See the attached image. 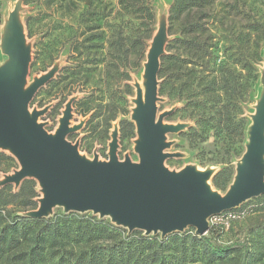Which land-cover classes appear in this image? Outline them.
I'll return each instance as SVG.
<instances>
[{
	"label": "rangeland",
	"instance_id": "rangeland-1",
	"mask_svg": "<svg viewBox=\"0 0 264 264\" xmlns=\"http://www.w3.org/2000/svg\"><path fill=\"white\" fill-rule=\"evenodd\" d=\"M137 2L138 6L130 0H0V66L10 59L4 46L11 35L9 19L14 14L23 27L31 53L26 85L53 72L52 79L40 87L30 103V110L46 109L39 122L44 123L50 133H55L66 105L71 102V125H79L80 128L67 138L79 144L82 156L108 160L112 134L117 130L119 159L130 157L138 161L139 155L135 150L137 130L134 134L121 137L120 122L132 120L137 89L140 86L145 89V64L149 49L153 39L164 33V55L172 56V60L165 64L167 74L159 78L160 85L165 81L166 85L163 93L159 88L158 106L160 112H170L164 119L165 123L182 126L180 131L167 135L171 143L167 151L174 156L167 158L165 165L175 171L192 165L199 170H210L213 175L225 166L236 169L246 150L253 116L264 94V0H201V6L190 9L186 2L185 9L180 10L175 7L176 0ZM189 10H192L191 18L204 24L203 30L196 31V34L206 39L213 46L211 49L218 52L217 62L232 53L236 54L230 60L238 57V51L243 50L248 55H254L253 43L259 41V46H256L259 59L254 63L258 78L250 88H245L240 100L239 116L246 118V141H240L233 135L235 133L229 136L227 132L218 133L214 128L204 130L203 123L186 105L188 90L199 88V77L188 83V76L179 78L171 73L177 56H189L184 41L193 33L187 27ZM252 25L260 29L259 33L250 31ZM195 74L199 75L198 72ZM242 76L243 83V72ZM111 116L117 118L108 127ZM0 150L14 157L13 160L0 159V168L11 164L6 171L0 172L1 186L5 176L18 170L20 163L11 150ZM209 182L216 189L212 178ZM37 183L42 196L41 186ZM11 185L15 192L21 186ZM227 190L218 191L225 193ZM260 196L234 208L238 210L232 212L240 216L229 226L223 220L230 212L224 211L209 218L210 229L214 228L218 243L225 245L244 239L248 227L264 218L257 212ZM67 212L64 207L55 206L46 217ZM79 213L113 222L111 217H102L93 211ZM119 226L129 233L141 231L146 234L141 229L130 231L126 226ZM194 229L189 226L165 236L161 232L149 235L159 234L163 238L175 232L192 233Z\"/></svg>",
	"mask_w": 264,
	"mask_h": 264
},
{
	"label": "water",
	"instance_id": "water-1",
	"mask_svg": "<svg viewBox=\"0 0 264 264\" xmlns=\"http://www.w3.org/2000/svg\"><path fill=\"white\" fill-rule=\"evenodd\" d=\"M10 37L5 43L8 62L0 66V148L9 149L20 168L5 176L1 186L21 184L35 178L42 190L33 217L48 216L55 206L66 211H93L109 216L118 225L163 236L193 226L199 235L211 236L209 218L264 194V94L253 116L249 139L233 182L225 193L208 183L212 171L187 165L179 171L165 165L174 153L167 149V135L181 125L165 123L170 112H160L159 71L164 54V33L158 34L145 64V97L137 89L132 120L136 124L135 150L138 161L118 157L119 134L115 130L108 160L88 159L79 144L67 136L80 128L71 125L72 103H68L55 133L39 118L46 109L30 110L37 91L53 72L27 84L31 53L17 17L9 19Z\"/></svg>",
	"mask_w": 264,
	"mask_h": 264
},
{
	"label": "trees",
	"instance_id": "trees-1",
	"mask_svg": "<svg viewBox=\"0 0 264 264\" xmlns=\"http://www.w3.org/2000/svg\"><path fill=\"white\" fill-rule=\"evenodd\" d=\"M200 1L176 0L175 7L185 9L188 2L187 7L192 9L201 6ZM130 2L138 6L137 0ZM191 11L186 18L187 27L193 33L190 38L184 39L189 56H177L171 73L179 78L188 76V83H193L199 77V88L188 90L186 105L190 106L194 117L203 123L204 130L214 128L216 132L225 131L229 136L235 133L233 135L239 137L240 141H246V118L239 116L240 100L245 88H250L258 78L254 63L259 59L256 47L259 41L253 43L254 55H248L243 50L238 51V57L230 60L236 54L232 53L217 62L218 52L211 49L213 46L206 39L196 34V31L203 30L204 24L191 18ZM251 27L250 31L259 33L258 27ZM168 60H172V56L163 54L159 78L167 74L165 64ZM188 64L193 66L189 67ZM195 66L200 68L196 69ZM242 72L245 77L243 83ZM165 85L166 81L160 85V93L165 92ZM115 118L117 116L108 118V127ZM135 130L134 121L120 122L121 137L134 134ZM0 159L13 160L14 157L0 150ZM10 165L7 163L1 167L0 172L6 171ZM235 174L233 167H222L212 176V184L217 190H227ZM37 185L35 179L27 178L17 192L13 191L11 184L0 186V264L264 263V218L248 227L244 239L225 245L217 242L214 228L210 229V237L199 235L194 229L192 233L175 232L162 238L159 234L146 235L141 231L129 233L111 221L76 211L49 218L33 217L28 212L39 207L41 196ZM257 200V212L264 215V194ZM235 210L238 209L227 213Z\"/></svg>",
	"mask_w": 264,
	"mask_h": 264
},
{
	"label": "built area",
	"instance_id": "built-area-1",
	"mask_svg": "<svg viewBox=\"0 0 264 264\" xmlns=\"http://www.w3.org/2000/svg\"><path fill=\"white\" fill-rule=\"evenodd\" d=\"M240 214L234 213V212H230L228 214V216L226 217L225 220H223V223L226 224L227 226L230 225L231 221L234 220L235 218L239 217Z\"/></svg>",
	"mask_w": 264,
	"mask_h": 264
},
{
	"label": "bare ground",
	"instance_id": "bare-ground-1",
	"mask_svg": "<svg viewBox=\"0 0 264 264\" xmlns=\"http://www.w3.org/2000/svg\"><path fill=\"white\" fill-rule=\"evenodd\" d=\"M141 85V84H140ZM140 88H141V90H142V97H143V99H144V97H145V89H144V87H141L140 86ZM208 183H210L209 181H208ZM212 189H214L213 187H212Z\"/></svg>",
	"mask_w": 264,
	"mask_h": 264
}]
</instances>
